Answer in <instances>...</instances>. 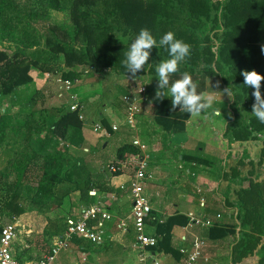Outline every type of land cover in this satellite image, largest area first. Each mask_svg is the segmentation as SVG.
Returning a JSON list of instances; mask_svg holds the SVG:
<instances>
[{
	"label": "trees",
	"instance_id": "trees-1",
	"mask_svg": "<svg viewBox=\"0 0 264 264\" xmlns=\"http://www.w3.org/2000/svg\"><path fill=\"white\" fill-rule=\"evenodd\" d=\"M35 1L36 4L29 9L27 15L25 13L19 14L16 24H10L2 20L1 27L11 33L18 34L22 38L32 35L30 30L35 31L38 42L42 41V45L48 48L50 52H54L55 55H63L62 62L54 67H47L45 64L39 65L37 61L40 58L39 52H30L27 48L25 49L21 46H15L11 61H9L5 53L0 52V78L5 76V74L14 76L7 87L2 85L3 95L9 94L12 97L18 98L20 97V93L18 94L15 91L16 87L32 85L33 91L29 95H22L25 101L30 102L35 87L33 82L35 78L30 74V68H35L43 74L58 75L61 79L71 82L77 80L89 68L90 73L97 70L101 73H106L107 71L113 73L116 67L115 63L118 60L121 62L119 59L120 51L116 48L108 47L109 52H111L107 56L99 55L98 53L100 43L107 44L105 39L107 33L118 32L119 28H122L123 32L128 31L134 35H138L141 29L146 28L157 40V46L151 52V60L145 66L147 74H150V78H154L153 83L156 84V67L160 62L170 58L168 51L159 45V40L170 30L175 34L177 39L191 46L190 57L180 64L179 71L171 79L180 78L184 72L192 76L198 71L200 75L202 74L206 77H219L223 88H228L232 93V97L236 99L237 95L233 92L234 88L241 84L243 85V82L241 83L243 80L241 76L242 71L255 70L259 74L264 75V53L261 51V46L257 45L251 50H246V47L241 44V40L248 33H253L254 35L259 33L258 30L264 33V0H216L211 5L214 15L212 20L214 29L212 37L203 35L201 25L198 24V16H203L207 11V7L201 0H179V6H186V8L179 7L177 9V12H180L182 15L180 20L171 14V8L168 6L169 0ZM47 8L63 12L70 24L66 26L64 24L52 25L47 23L45 20ZM217 12L220 13L219 16H217ZM32 19L38 23H32ZM21 22L24 25L19 27L17 24ZM175 22L187 23L189 29L197 30V34H195V31H192V34L187 33L184 28L174 27ZM212 39L218 40L214 52H211L213 46L210 45V41ZM221 62L226 66L224 76L220 75L222 69L220 66ZM109 66H114V68H110ZM107 67L108 69H106ZM118 69L124 70V67L119 66ZM143 74L140 72L137 75V77L141 76L139 77L140 81H142ZM117 94L116 97L119 96L121 99L127 96V93L121 88ZM66 102L63 100L58 107L51 108L46 117L47 122L46 125L44 124L46 128L45 138L47 141H50L49 146L52 150L51 153L47 154V159H58L60 157V149L75 152L83 146L81 133L83 123L77 118L76 111L69 110L68 103ZM251 102H253V98L248 103ZM88 104L87 98L83 100L79 99L77 102V106L83 109H86ZM240 105L245 106L246 104L240 103ZM158 107L160 108L159 111L162 117H165L161 122H158L162 129L168 130L170 123L168 118H178L177 110L179 108L172 111L171 101L167 100H163ZM234 112L235 110L232 109L231 114L235 115ZM6 120V116L0 118V134H2L4 128L7 126ZM230 123L229 121L226 134L228 139L232 137L234 140H241V138L245 140L249 136V131H243L244 133L240 134L232 131ZM244 125L253 131L264 132V124L256 119H251L249 122L244 123ZM108 130L110 131V129ZM41 144L43 145V143ZM64 154L66 153L64 152ZM81 160L75 162L80 175L73 172L76 179L72 181V184L78 195L77 201L84 206H88L94 200V197L89 195L91 181L97 178V180H100L95 181L98 184H103V173L100 171V173L91 174L89 164ZM116 173L117 171L113 175ZM25 180L24 172L18 169L15 178L11 182L2 183L0 187V189H3V193L0 195V224L10 223L13 214L21 212L17 201L28 198L30 186ZM62 180L59 178L55 181L52 175L48 178L40 176L37 180V185L39 186L37 191L49 190L52 187L51 185L62 182ZM252 186L256 187L255 185ZM253 187L241 192L249 194V197H254L256 193ZM226 195L227 192L222 196L224 207L232 210L229 215H225V217H228V222L220 224L216 221L210 227L200 229L199 237L208 243L227 240V246H231L229 253L230 262L231 264H236L249 251L248 243L242 244L243 242L239 235L242 227L246 226V221L242 220L241 215L249 212V209L245 207L247 199H239V203L236 204L229 201ZM233 208L237 210L236 213ZM241 209H245L244 212L238 213V210ZM261 220H264V217ZM147 222L153 226L155 236H158L155 246L148 249L152 252L167 253L178 262L181 256L169 244L170 231L174 226H184L186 218L175 214L161 219V217L151 212ZM236 229H238L237 233ZM63 230L58 234L62 233ZM15 258L19 263L21 262L16 256Z\"/></svg>",
	"mask_w": 264,
	"mask_h": 264
},
{
	"label": "crops",
	"instance_id": "crops-1",
	"mask_svg": "<svg viewBox=\"0 0 264 264\" xmlns=\"http://www.w3.org/2000/svg\"><path fill=\"white\" fill-rule=\"evenodd\" d=\"M89 73L86 72L77 80L72 81L74 83L69 93H75L78 96L77 98L81 97L82 84L80 82ZM50 81L51 86L57 89L58 102L61 103L64 100L69 104L68 94L60 90L53 80ZM134 81L130 80V85H128L129 83L126 80L122 84L123 87L113 85V89L119 90L121 88L127 93V96L136 99L139 109V115L135 117V119L139 118L137 124L135 120L132 125H128L124 121L126 107L124 98L127 96L121 99L119 96L116 97L118 94L112 95V90H108V93L105 92L103 94L105 97L99 94L91 96L96 97L97 100L93 99L94 103L100 106L96 114L98 123L93 120L87 121L86 109L91 106L89 102L87 108L81 110L83 146L86 145V133L91 134L93 126L99 125L107 133V136L104 137L93 132L92 139L95 144H92L91 147L96 148L99 144L100 152L106 151L109 146L112 149L103 158L99 159V155L92 158L94 164L90 163L91 165H89L91 174L102 171V181L104 182L98 184L95 181L97 178L91 181L90 189L93 190L89 192V195L91 193V196L94 197L93 203L84 206L77 201L78 195H76L75 213L65 218L63 232L54 235L52 239L56 236H62L65 232L66 226L64 223L66 220L79 218L82 209L97 206L102 211L107 212L111 218L101 223L103 236L99 244H91L85 239L71 240L66 248L58 251L52 264H139L138 249L134 245L135 232L129 219L131 204L128 195V182L133 175L136 159L143 161L145 164V179L142 182L143 195L154 215L165 219L175 214L182 215L185 218L188 214H194L200 218H208L212 223L217 221L220 224H226L228 222V217H225V215H229L232 210L224 207L222 197L227 192L226 197L228 200H233L234 183L233 180L227 182L226 178L229 177L225 175L228 172V167H226L229 154L228 147H231L232 151L229 155L232 156L234 148L239 145L238 140H234L232 137L229 141L231 143L227 141L226 125L231 119V117L228 118L230 110L228 105L223 103L224 99L221 101L220 97L215 98L213 96V108L218 109L220 115L212 114L210 109L198 117H190V114L181 113L178 109V118H168L170 120L169 128L164 130L159 123L165 118L160 114V108L158 107L162 101L149 103L155 95L157 86L156 83H153L154 78H150V74L144 71L142 81H139L137 85ZM91 84L90 87H92ZM34 85V91L36 92L42 86V82L36 83L34 81ZM141 86L145 88L142 95L137 93ZM210 93L205 92V99L211 97L208 95ZM101 97L103 98L101 99ZM85 98L82 97L81 100ZM169 98L170 95L164 100L171 101ZM100 102L104 103L103 107H101ZM58 105H53V108L58 107ZM110 114H121V121L115 123ZM140 115L143 121L140 120ZM112 126H116L115 131L112 130ZM133 139H137L142 148L132 146L131 141ZM247 142L249 143L247 144ZM247 142L243 143L244 146L246 144L252 146L250 144L252 141ZM81 159H83V155ZM97 161L99 164L95 165ZM112 163L119 167L114 175L106 169V166ZM246 167L247 163H242V166H237V170L242 172ZM120 187H123V189H120ZM233 210L236 213L237 210L234 208ZM120 223H124L123 228L120 227ZM200 229L203 228L188 226L186 218L184 226H174L171 229L170 246L176 249L178 253L182 249L186 253H190L193 243L201 240L204 245L200 250V258L195 261V264H231L229 256L231 246H227V240L208 243L199 237ZM38 232L36 230L34 234ZM25 233L26 235L21 236V238H29L32 232L26 229ZM145 233L155 236L153 226L147 224ZM155 237L157 240L158 236ZM49 249L46 255L49 253ZM13 252L16 256L14 249ZM22 253L23 255L27 253L23 258L28 259L33 253L32 248L22 251ZM145 256H147L146 264H181L184 258L180 254V260L177 262L167 253L152 252L148 248L145 251ZM253 258H255L254 255L242 261L244 263L248 261L249 264H252ZM19 259L21 260L20 263L28 262ZM236 264L242 263L238 262Z\"/></svg>",
	"mask_w": 264,
	"mask_h": 264
},
{
	"label": "rangeland",
	"instance_id": "rangeland-1",
	"mask_svg": "<svg viewBox=\"0 0 264 264\" xmlns=\"http://www.w3.org/2000/svg\"><path fill=\"white\" fill-rule=\"evenodd\" d=\"M176 1L169 0L168 6L171 8V14L178 17L180 20L182 15L180 12H177V9L179 7L186 8V6H179V0ZM201 1L207 7V11L203 16H198V24L201 25L203 35L212 37L214 32L212 23L214 15L211 5H213L216 0ZM35 4V0H0V52L5 53L9 61H11L15 46H21L22 48H27L30 52H39L40 58L37 59L39 65L45 64L47 67H54L62 62L63 55H55L54 52H50L48 48L42 45V41L38 42L35 31L30 30L32 35L22 38L18 34L11 33L1 27L2 20L10 24H16L19 19V14L25 13V15H27L29 9ZM46 14L47 17L45 20L47 23L52 25L64 24L66 26L70 24L67 16L63 12H57L47 8ZM219 15L220 13L217 12V16ZM32 23L38 22L32 19ZM17 25L22 27L24 24L21 22ZM174 27L184 28L187 33L195 31V34H197V30L189 29L187 23L175 22ZM119 29L118 32L107 33L105 38L107 44L100 43L98 54L107 56L111 52H109L108 47H113V49L116 48L121 53L119 55L121 62L119 60L118 62L115 61V68L114 66H109L110 68H114L113 73H110V71L101 73L97 70L93 73L86 74V76L81 79L83 82H80V84H82L80 90L81 97L78 99L81 100L82 97L90 98L93 94H99L100 96L102 95L105 97L103 94H105V92L108 93V90H112V95H115L118 93L116 88L113 89L115 85L122 86L126 80L128 83L130 82L123 61L126 58L125 54L128 51L130 44L135 40L137 35L130 34L128 31L123 32L122 28ZM258 31L259 33L254 35L253 33L246 34L244 39L241 40V44L246 47V50H251L257 45L261 47L264 46V33L260 30ZM217 43L218 40L216 39L210 41V45L213 46L211 52L215 51ZM117 64L124 67V70L118 69L119 66ZM220 66L222 68L220 75L224 76L226 66L222 62ZM106 69H108V67ZM89 71L90 70H88V72ZM142 73H144V71H142ZM30 74L35 78L34 81H36V83L42 82L40 89L33 92L30 102L25 101L22 95H29V93L33 91L32 85L16 87L15 91L18 94L20 93V97L15 98L9 94L3 95L2 93V85L7 87L13 80L14 76L5 74V76L0 78V118L4 116L7 118V126L4 128L2 134H0V187L2 186V183L11 182L15 178L18 169H21L24 172L26 177L25 182L30 186L28 190V198L22 201H17L21 208V212L19 214H13V217L11 218V221H17L18 224L23 227L20 228L21 234L14 242L13 249L15 250L17 258L19 257L28 262H36L46 255V252L52 243V237L57 235L63 229L65 218L75 213L76 207H74V203L77 193L72 184V181L76 179L73 172L80 175V171L75 165V162L80 161L83 155V160L81 161H85L89 165H91L90 163L94 164L92 158H95L98 155L99 159L103 158V156L111 151L112 147L109 146L106 151L100 152L101 150L99 149L97 141V147L92 148L91 145L95 144V141L92 139L94 133L91 131V134L86 133V145L82 146L81 149L76 150L75 152L72 150L65 151L66 149H60V157L58 159H47V154L51 153L52 150L49 146L50 141H47L45 138L46 128L44 124L46 125V117L49 114V110L53 108V105L56 106L60 104L58 102L59 97H57V89L50 84V80H54L56 76H45L46 74L39 72L35 68H30ZM139 77L134 81L136 85L139 84ZM192 78L194 83L197 84L198 94H205V92L210 93L211 91H214L208 95L212 98L213 96L215 98L220 97L222 99L221 101L224 99L223 103L228 105V108L230 109V113L228 112V118L231 117L232 119L230 120V127L233 129L232 131L237 132L238 134L248 131L250 133L245 140H243V138L238 140L239 145L237 148H234L232 156L229 155L230 151H232L230 149L231 147H228L229 154L226 166L228 167V172H226L225 175L229 177L226 178L227 182L233 180L234 183L232 202L237 204L239 203V199H247V205L245 207L249 209V212L251 213L246 212L244 215H241L242 220L246 221V226L242 227L239 235L242 239V244L248 243L249 251H247L246 255L240 259V262L242 264H249L248 261L244 263L242 260L254 255L255 258H253L252 264H264V220H261L262 217H264V132L253 131L250 128H246L244 125V123L249 122L251 119L258 120L251 114V106L254 102L252 89H248L241 84L234 88L233 93L237 95V98L234 99L232 96L228 98L224 93L225 88L221 85L219 77H206L202 74L200 75V72L198 71L192 75ZM217 82L220 83L219 88L215 87ZM242 82L243 80L241 83ZM90 83H92V87H90ZM128 85H130V83ZM134 88L136 87L134 86ZM134 88L132 89L134 90ZM261 92L264 94V82H262ZM103 97H101V99ZM91 98L88 99L91 106L86 109V118L88 119L87 121L93 120L95 123H98L96 114L100 106H97V103H94L96 97ZM252 98L253 102L248 103ZM240 103L246 105L242 106ZM100 104L101 107H103L104 103L100 102ZM232 109L235 110V115L231 114ZM120 116L121 114L111 115L110 117L113 118L115 123H119L121 121ZM140 120L143 121L141 115ZM137 121H139L138 117L135 119L136 124ZM228 126L229 124L227 123L226 134ZM230 140L231 138L227 139L228 143H231L229 142ZM247 141H252L250 143L252 146H248L247 144L249 142ZM244 142H247L245 146L243 144ZM41 143H43V145ZM254 147L257 148L254 149ZM85 148L87 150H84ZM64 152L66 154H64ZM242 163H247V167L244 168L242 172H239L237 166H242ZM98 164V161L95 162V165ZM51 175L54 177L55 181L59 178L63 179L62 182L51 185L52 187L49 190L47 189L38 192V178L40 176L48 178L51 177ZM258 175H260V177ZM252 185H255L256 187H253ZM251 187H253V190L255 189L256 194L254 197H249V194L241 192L242 190L245 191ZM256 189L258 190L256 191ZM90 190L92 191L93 189L91 188ZM2 193L3 189L1 188L0 195H2ZM244 210L245 209L238 210V213H243ZM26 229L31 230L32 233L29 235V238H21L26 232ZM36 230L39 232L34 234V231ZM30 248H32L33 253L30 256L28 254V259L25 257L23 258L27 253L23 255L22 251L29 250Z\"/></svg>",
	"mask_w": 264,
	"mask_h": 264
},
{
	"label": "built area",
	"instance_id": "built-area-1",
	"mask_svg": "<svg viewBox=\"0 0 264 264\" xmlns=\"http://www.w3.org/2000/svg\"><path fill=\"white\" fill-rule=\"evenodd\" d=\"M90 70V68L88 69ZM85 70L83 74L88 72ZM49 75V74H47ZM53 82L59 86V89L68 94V108L70 111L77 112V118L82 121L81 107L77 106L78 96L75 93H69L74 82L69 80H63L58 75ZM145 92L143 86L139 87L137 93L142 95ZM125 107V122L128 125H132L135 117L139 113V109L136 104V99L132 96L124 98ZM112 130H116V126H112ZM93 132L99 133L106 137L107 133L103 131L99 125L93 126ZM132 146L142 148L137 139L131 141ZM145 164L143 161L135 160V169L133 175L128 182V195L130 199V214L129 219L131 225L135 231L134 245L138 249V263L146 264L147 256L145 251L147 248L154 247L156 244V237L145 233V228L148 224L151 208L143 195L142 182L145 179L144 175ZM109 173H114L119 170L118 166L109 164L106 166ZM123 189V187H120ZM111 216L99 209L97 206H92L86 209H82L79 218L75 220L68 219L65 222V232L62 236H56L52 239L49 253L44 255L39 261L19 263L13 252V244L21 234V227L17 221H11L7 224H0V264H52L58 251L66 248L71 240L85 239L91 244H99L102 241L103 232L101 229V223L107 221ZM187 225L195 226L199 228H207L212 225V222L208 218H200L194 214H188ZM120 227H124V223H120ZM24 233V232H23ZM26 235V233H24ZM204 242L198 240L193 243L190 253H186L184 249L179 253L183 255L181 264H195V261L200 258V250Z\"/></svg>",
	"mask_w": 264,
	"mask_h": 264
},
{
	"label": "clouds",
	"instance_id": "clouds-1",
	"mask_svg": "<svg viewBox=\"0 0 264 264\" xmlns=\"http://www.w3.org/2000/svg\"><path fill=\"white\" fill-rule=\"evenodd\" d=\"M159 45L168 51L170 58L160 62L156 67L157 86L155 95L149 103L163 101L170 95L172 111L179 108L181 113H188L190 117H198L211 109L212 114L220 115L219 110L213 108L212 97L205 99L203 93L198 94L197 84L194 83L189 73L184 72L180 78L171 79L179 71L180 64L190 57L191 46L177 39L171 31L162 36ZM156 46L157 40L151 32L146 28L141 29L135 40L130 44L125 54L126 58L123 61L129 80H136L137 74L144 71L145 66L149 64L151 52ZM261 51L264 53V46L261 47ZM241 76L243 77V85L248 89H252L254 102L251 106V114L260 123L264 124V94L261 92L264 75L255 70H244L241 72ZM215 87L219 88L220 83L217 82ZM224 93L228 98L232 96L228 88L224 89Z\"/></svg>",
	"mask_w": 264,
	"mask_h": 264
},
{
	"label": "water",
	"instance_id": "water-1",
	"mask_svg": "<svg viewBox=\"0 0 264 264\" xmlns=\"http://www.w3.org/2000/svg\"><path fill=\"white\" fill-rule=\"evenodd\" d=\"M90 195H91V193H90Z\"/></svg>",
	"mask_w": 264,
	"mask_h": 264
}]
</instances>
